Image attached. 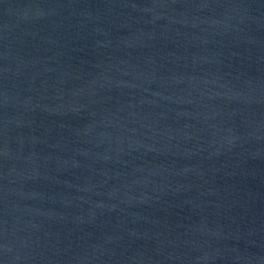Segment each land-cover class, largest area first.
<instances>
[{
    "label": "water",
    "instance_id": "water-1",
    "mask_svg": "<svg viewBox=\"0 0 264 264\" xmlns=\"http://www.w3.org/2000/svg\"><path fill=\"white\" fill-rule=\"evenodd\" d=\"M0 264H264V0H0Z\"/></svg>",
    "mask_w": 264,
    "mask_h": 264
}]
</instances>
